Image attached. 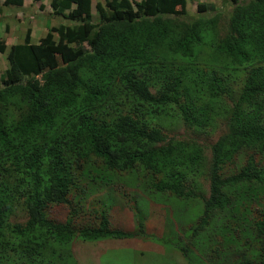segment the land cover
Masks as SVG:
<instances>
[{
	"label": "trees",
	"instance_id": "16d2710c",
	"mask_svg": "<svg viewBox=\"0 0 264 264\" xmlns=\"http://www.w3.org/2000/svg\"><path fill=\"white\" fill-rule=\"evenodd\" d=\"M84 1L51 0L69 23L46 21L36 43L26 29L5 54L0 264H73L76 243L149 237L156 214L131 233L108 204L139 215L123 173L193 205L183 256L264 264V0L192 19L185 0H103L95 22Z\"/></svg>",
	"mask_w": 264,
	"mask_h": 264
},
{
	"label": "rangeland",
	"instance_id": "374dc122",
	"mask_svg": "<svg viewBox=\"0 0 264 264\" xmlns=\"http://www.w3.org/2000/svg\"><path fill=\"white\" fill-rule=\"evenodd\" d=\"M51 0H23L20 6L11 4L3 5V0H0V44L4 40V49L0 52V76L7 68L5 54L9 50L10 45L22 43V38L25 30L29 28L31 35V42L36 41L45 33L44 19L49 25L55 26L61 18L51 13L49 3ZM103 0H89L85 2V6L91 13L92 21H98V13L101 10V3ZM199 2L205 4L204 10L197 11L196 5ZM228 0H186L185 11L188 19L196 16L207 17L211 15L214 10H223L227 6ZM42 7H39V6ZM63 23L68 24L66 20H61ZM35 34V35H34ZM55 36V35H54ZM207 52V50H204ZM135 174H121L117 176V182L126 184L129 188L127 196H134L135 216L130 211L131 209L122 202L123 200L117 199L114 195H108L111 198L108 204L111 207H116L121 211L119 217L124 223L121 228L127 229L131 233H137L136 223L139 218L145 220L149 214H156L155 219L144 221L142 226L143 234H148L147 238L131 237L123 239H100L94 241H84V244L73 245L71 248L73 264H214L208 263L204 257L193 254V250L189 253L190 256L186 257L178 250V243L182 234L188 227V224L193 218V209L190 205L188 208H182L178 200L166 197L165 195L155 194L149 190L143 189L140 186L139 178L133 177ZM115 194V192H114ZM112 204V206H111ZM154 206L158 211L150 212L151 207ZM129 209L128 216L124 213L123 209ZM145 210H144V209ZM173 219L170 220L171 211ZM133 212V211H132ZM134 213V212H133ZM145 236V235H143Z\"/></svg>",
	"mask_w": 264,
	"mask_h": 264
},
{
	"label": "clouds",
	"instance_id": "9594fccd",
	"mask_svg": "<svg viewBox=\"0 0 264 264\" xmlns=\"http://www.w3.org/2000/svg\"><path fill=\"white\" fill-rule=\"evenodd\" d=\"M87 1H89V0H87ZM87 1H84L83 3H85V2H87ZM230 0H228V2H229ZM185 2H186V0H185ZM201 3H203V2H201ZM102 4V3H101ZM204 4V3H203ZM72 5H74V4H72ZM196 7H197V5H196ZM89 10V9H88ZM92 16V15H91ZM62 20H66V19H62ZM47 20L46 19H44V31L46 32V28H45V22H46ZM61 23H63V22H61ZM49 24V23H48ZM57 25V24H56ZM50 26H52V25H50ZM27 29H29V28H27ZM30 30V29H29ZM25 33V32H24ZM38 34V36L35 38L36 39V41L35 42H31V40H30V42L31 43H36L37 42V40L40 38V37H42L45 33H43V35L42 36H40L39 37V33H37ZM24 35V34H23ZM35 35V34H34ZM30 38H32V37H34L33 36V34L31 35V30H30ZM167 197V196H166ZM169 198H171V197H169Z\"/></svg>",
	"mask_w": 264,
	"mask_h": 264
},
{
	"label": "crops",
	"instance_id": "0c3cea01",
	"mask_svg": "<svg viewBox=\"0 0 264 264\" xmlns=\"http://www.w3.org/2000/svg\"><path fill=\"white\" fill-rule=\"evenodd\" d=\"M23 1V0H22Z\"/></svg>",
	"mask_w": 264,
	"mask_h": 264
}]
</instances>
